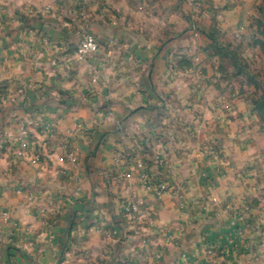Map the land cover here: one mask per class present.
<instances>
[{
    "label": "crops",
    "instance_id": "crops-1",
    "mask_svg": "<svg viewBox=\"0 0 264 264\" xmlns=\"http://www.w3.org/2000/svg\"><path fill=\"white\" fill-rule=\"evenodd\" d=\"M261 2L0 0V264H264V115L210 49Z\"/></svg>",
    "mask_w": 264,
    "mask_h": 264
},
{
    "label": "rangeland",
    "instance_id": "rangeland-1",
    "mask_svg": "<svg viewBox=\"0 0 264 264\" xmlns=\"http://www.w3.org/2000/svg\"><path fill=\"white\" fill-rule=\"evenodd\" d=\"M257 8L255 15L242 14L237 26L234 22L222 29L218 45L210 49L221 53L227 63L218 79L222 96L252 103L264 115V0ZM192 79L198 84L197 77Z\"/></svg>",
    "mask_w": 264,
    "mask_h": 264
},
{
    "label": "built area",
    "instance_id": "built-area-1",
    "mask_svg": "<svg viewBox=\"0 0 264 264\" xmlns=\"http://www.w3.org/2000/svg\"><path fill=\"white\" fill-rule=\"evenodd\" d=\"M99 50H100L99 40L95 36L89 33H86L83 36V39L78 48V55H79V58L83 60V59L96 55L99 52ZM27 135H28L27 130L23 129L22 130L23 138H26ZM157 162L160 166H163L164 165L163 157H158ZM138 168L141 171L142 180L148 188L155 189L158 195L169 193L170 188L166 182H163V181L152 182L151 181L150 168L147 164L139 163ZM144 207L146 206L142 202H133V203H130L129 206L124 208V212L126 215L139 214L142 211V208L144 209Z\"/></svg>",
    "mask_w": 264,
    "mask_h": 264
}]
</instances>
